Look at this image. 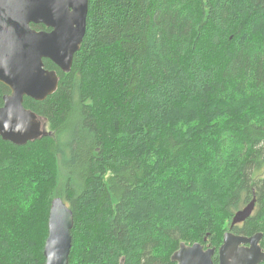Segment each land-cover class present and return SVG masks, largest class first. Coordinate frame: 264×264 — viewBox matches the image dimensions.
I'll use <instances>...</instances> for the list:
<instances>
[{"label": "trees", "instance_id": "obj_1", "mask_svg": "<svg viewBox=\"0 0 264 264\" xmlns=\"http://www.w3.org/2000/svg\"><path fill=\"white\" fill-rule=\"evenodd\" d=\"M44 63L58 90L24 105L51 134L0 137V264H45L59 196L69 264H176L182 242L218 252L254 197L232 230L262 232L264 248V0H89L71 70ZM8 93L0 82V107Z\"/></svg>", "mask_w": 264, "mask_h": 264}, {"label": "water", "instance_id": "obj_2", "mask_svg": "<svg viewBox=\"0 0 264 264\" xmlns=\"http://www.w3.org/2000/svg\"><path fill=\"white\" fill-rule=\"evenodd\" d=\"M88 10L89 0H0V82L10 89L0 107L3 140L21 146L51 134L45 119L26 108L24 100L43 101L58 90L60 76L46 68L44 60H51L63 72L71 70L86 34ZM32 24H42L48 30H37ZM256 202L254 197L235 213L218 252L200 242H182L172 261L216 264L217 256L218 264H261L263 233L245 236L232 230L253 214ZM74 223L73 210L62 197H55L49 213L45 264H69Z\"/></svg>", "mask_w": 264, "mask_h": 264}, {"label": "rangeland", "instance_id": "obj_3", "mask_svg": "<svg viewBox=\"0 0 264 264\" xmlns=\"http://www.w3.org/2000/svg\"><path fill=\"white\" fill-rule=\"evenodd\" d=\"M46 130H47V125H46ZM189 245H192V244H189Z\"/></svg>", "mask_w": 264, "mask_h": 264}]
</instances>
